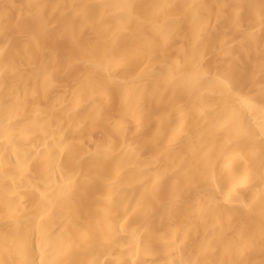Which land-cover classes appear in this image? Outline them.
I'll return each mask as SVG.
<instances>
[{"label": "bare ground", "instance_id": "1", "mask_svg": "<svg viewBox=\"0 0 264 264\" xmlns=\"http://www.w3.org/2000/svg\"><path fill=\"white\" fill-rule=\"evenodd\" d=\"M0 264H264V0H0Z\"/></svg>", "mask_w": 264, "mask_h": 264}]
</instances>
